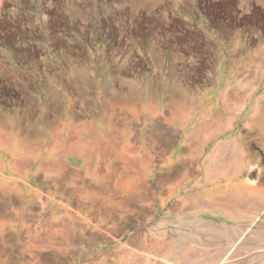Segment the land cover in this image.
I'll return each mask as SVG.
<instances>
[{"label": "rangeland", "instance_id": "obj_1", "mask_svg": "<svg viewBox=\"0 0 264 264\" xmlns=\"http://www.w3.org/2000/svg\"><path fill=\"white\" fill-rule=\"evenodd\" d=\"M259 192L264 0H0V264H264Z\"/></svg>", "mask_w": 264, "mask_h": 264}, {"label": "crops", "instance_id": "obj_2", "mask_svg": "<svg viewBox=\"0 0 264 264\" xmlns=\"http://www.w3.org/2000/svg\"><path fill=\"white\" fill-rule=\"evenodd\" d=\"M258 194H259L258 196H254V197L238 198L237 205L243 210L247 208L248 211H253V213L258 215L259 218H257L256 220L260 221V227H264V192H259ZM141 205L143 208L149 207L148 202L147 203L142 202ZM161 229L162 228H158L157 234L154 235L153 238L151 236V239L149 238L150 237L149 233L141 234V247L139 249L135 248L129 251L131 257L130 264H135L136 262H133V259L138 256L144 259V261L141 264H149L148 262L149 257H158V258L164 257V254L161 251H159L160 250L159 248H161L164 244L163 243L164 240L162 239L161 236L163 234V231H161ZM257 232L261 238L264 237V229L259 228ZM183 242H184V246L187 245L190 248L191 246L190 242L189 243H186V241ZM262 245L264 247V243ZM155 246L157 247L158 250H154ZM261 260L264 261V257H262ZM184 264H197V263L196 260H189L184 262Z\"/></svg>", "mask_w": 264, "mask_h": 264}, {"label": "bare ground", "instance_id": "obj_3", "mask_svg": "<svg viewBox=\"0 0 264 264\" xmlns=\"http://www.w3.org/2000/svg\"><path fill=\"white\" fill-rule=\"evenodd\" d=\"M154 264V263H153Z\"/></svg>", "mask_w": 264, "mask_h": 264}]
</instances>
